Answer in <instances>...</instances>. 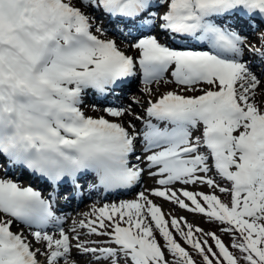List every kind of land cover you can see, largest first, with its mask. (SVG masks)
<instances>
[{
  "label": "snow or ice",
  "instance_id": "obj_1",
  "mask_svg": "<svg viewBox=\"0 0 264 264\" xmlns=\"http://www.w3.org/2000/svg\"><path fill=\"white\" fill-rule=\"evenodd\" d=\"M103 18L132 37L128 51L106 38ZM260 24L264 0H0V264H196L172 229L203 264H264ZM137 77L149 97L133 117L142 127L82 110L87 90L107 96ZM160 83L177 87L156 93ZM10 170L38 175L52 191L24 186ZM145 174L159 187L94 204L64 227L59 197L82 196L81 179L94 177L90 193H113ZM150 196L226 225L233 250L215 232L167 219Z\"/></svg>",
  "mask_w": 264,
  "mask_h": 264
},
{
  "label": "rangeland",
  "instance_id": "obj_2",
  "mask_svg": "<svg viewBox=\"0 0 264 264\" xmlns=\"http://www.w3.org/2000/svg\"><path fill=\"white\" fill-rule=\"evenodd\" d=\"M165 10H166V6L157 9V11L160 14H162L163 11H165ZM102 22H103V26L107 29L106 38H113V39L117 38L118 43H121L122 44L121 46L128 51V47H126V44L129 45L130 43L134 42L132 40V38L128 37L127 39H125V37L123 35H118L117 34L118 30H117L116 24L112 23V22H108V18H103ZM119 26L121 28V25H119ZM259 28H260V30H264V24H260ZM153 34H156L158 37H160L162 35L159 31H157ZM245 34L248 35V43L249 44H255L256 46H259L257 34H252V33H245ZM162 42H166V40L162 39ZM129 54H132V53L129 52ZM257 71H259V69H257ZM168 78H170V77H168ZM151 87L155 90L156 93H163L165 91H171V90L175 89L177 86L174 84L160 83V84H153V85H151ZM143 88H144V85H143L142 79L137 77L133 80L132 85L130 87L125 89V91L121 92L118 96H111V95L108 96L109 98L107 101L106 100H103V101L99 100L98 94L94 95V94L85 93L83 96V103L81 105V108L85 112L86 115L93 116V117L105 116V118H108L110 120H116L117 122H123V123H125V126H127V123L129 121H133V122L137 123V127L139 128V127H142V125L139 122L134 121L133 117L136 115H140V116L144 115V109L146 107V101H147V99H149V97L146 96V94L143 91ZM188 94L191 95L192 93H188ZM196 94H199V93H196ZM136 101H140V103H136ZM106 107L129 108V109H131L132 115H125L124 117L119 118V119L109 117L107 115V113L104 111V109ZM197 134H199V133H197ZM137 154L138 155L140 154V147L139 146L137 149ZM133 161L136 162L135 158ZM141 166L143 167L144 165H141ZM3 174H5L3 169H0V176H3ZM9 175L12 176L13 179H16V177H17V176L14 177L13 175H15V173L13 174L11 171H9ZM21 182L24 186H26L24 183V180H21ZM155 187H159V185L155 183V180L152 177L145 174L142 177V180L137 187L138 191H136V192H133V193L126 195V196L119 198V199H107V200H103L96 193H92L89 196H86L85 200L77 206H74L73 205V199H70L68 201V203L65 204V207H64V210H65V212H67V214L65 212H62L59 214L63 215L65 217L66 223L64 224V226L66 229H68L71 227L73 220L83 218L81 216V214L88 213L94 204L97 207H100L106 203H118L119 201H122V200L135 199L140 191L150 192V190L155 188ZM176 187L179 188V187H184V186L177 184ZM186 187L190 191H204L207 193H210L212 191V189L208 188L206 185H188ZM43 193L46 194L47 192H43ZM216 194L218 196H220V198H221L222 193H220L217 190ZM92 197H93V199L89 200ZM150 198L153 199V201L156 204L160 205L162 207L163 211L166 214H168V215H166L167 219H170L171 216H175L177 218L183 217L184 219H186L188 221V223L193 224L196 227L203 228L205 232H209L208 231L209 225L206 224L208 222V219L204 215L192 213V212H189L185 209H181V208H179L178 205H175L169 201H165L160 197H151L150 196ZM86 199H88V200H86ZM14 226H16L15 231H18V230L23 228V225H19V226L14 225ZM172 231H173V234L176 237L177 241L179 243H181V245L183 247H185L186 250H188L191 253V246L187 245L185 243V241L183 240V238L179 235V233H176L174 229H172ZM197 235L201 236L202 239H208L209 244L213 246L214 250H216L215 249V242L211 238L202 236V234H199V233H197ZM161 238L162 237L159 235V233H157V239L160 241ZM101 239H103V238H101ZM223 241L227 246H229L230 250H233V249H231L233 237L227 238L226 240H223ZM194 257L195 256H193V259L195 260Z\"/></svg>",
  "mask_w": 264,
  "mask_h": 264
},
{
  "label": "trees",
  "instance_id": "obj_3",
  "mask_svg": "<svg viewBox=\"0 0 264 264\" xmlns=\"http://www.w3.org/2000/svg\"><path fill=\"white\" fill-rule=\"evenodd\" d=\"M229 199H230V196H228L227 194H223L222 200L227 201ZM206 224L209 225L208 229L210 231L215 232L218 236L221 237V239L226 240L227 238H232V235L230 233L222 231V228L226 227V225H220L218 223H210L209 221ZM191 251L193 253V256H195L194 258H195L196 264H203L202 258L193 249H191ZM168 259H171V257H169Z\"/></svg>",
  "mask_w": 264,
  "mask_h": 264
},
{
  "label": "bare ground",
  "instance_id": "obj_4",
  "mask_svg": "<svg viewBox=\"0 0 264 264\" xmlns=\"http://www.w3.org/2000/svg\"><path fill=\"white\" fill-rule=\"evenodd\" d=\"M126 47H128V45L126 44ZM11 171V170H10ZM4 175V174H3ZM82 181V179L79 181V183ZM70 190V189H69ZM86 191H87V193L89 192L88 191V189H85ZM66 195H69L70 196V191L69 192H67V194ZM71 199V198H70ZM60 204L58 203V205H57V207L59 206ZM13 230L15 231L16 230V227L15 226H13ZM26 231V234H27V230H25ZM30 239H31V237H29Z\"/></svg>",
  "mask_w": 264,
  "mask_h": 264
}]
</instances>
